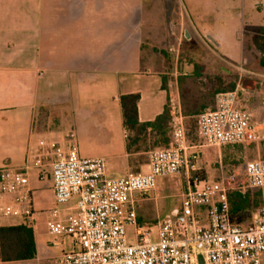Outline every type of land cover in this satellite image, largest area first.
I'll return each instance as SVG.
<instances>
[{
  "label": "crops",
  "instance_id": "1",
  "mask_svg": "<svg viewBox=\"0 0 264 264\" xmlns=\"http://www.w3.org/2000/svg\"><path fill=\"white\" fill-rule=\"evenodd\" d=\"M180 1L182 10L170 0H0V168L24 172L29 189V201L18 204L0 193V226L24 224L30 206L36 248L32 259L0 264H60L62 253L76 249L75 238L54 236L45 225L46 212L57 207L50 163L58 152L75 146L82 158H103L107 175L119 178L145 171L148 152L169 144L170 119L137 136L126 128L123 95H139L142 124L169 112L176 96L199 173L210 181L243 174L236 151L249 144L200 146L196 116L214 106L217 93L242 89L229 73L233 65L244 70L247 37L253 45L264 27V0H244L243 13L226 3L213 11ZM259 88L260 102L238 99L263 134L264 79ZM183 187L181 176L169 175L134 195L138 225L155 226L180 208ZM75 202L59 205L60 216L73 213Z\"/></svg>",
  "mask_w": 264,
  "mask_h": 264
},
{
  "label": "built area",
  "instance_id": "2",
  "mask_svg": "<svg viewBox=\"0 0 264 264\" xmlns=\"http://www.w3.org/2000/svg\"><path fill=\"white\" fill-rule=\"evenodd\" d=\"M169 112L171 140L148 152L145 171L113 178L107 175L103 158H82L75 146L56 154L50 174L57 207L46 212L45 225L50 234L76 241L75 250L61 254L60 264H264V158L246 161L242 175L230 171L210 181L199 173L197 153L188 152L176 96L169 98ZM196 129L203 147L264 140L236 90L217 93L214 106L196 116ZM40 164L37 159L35 165ZM169 175L183 178L180 208L155 226H139L134 195L153 191L157 179ZM27 185L24 172L0 168V193L13 194L15 204L29 201ZM251 189L260 191L261 203L242 227L231 221L228 194L244 195ZM72 199L74 212L61 217L59 205ZM23 212L24 224L31 226V207Z\"/></svg>",
  "mask_w": 264,
  "mask_h": 264
},
{
  "label": "trees",
  "instance_id": "3",
  "mask_svg": "<svg viewBox=\"0 0 264 264\" xmlns=\"http://www.w3.org/2000/svg\"><path fill=\"white\" fill-rule=\"evenodd\" d=\"M252 44L259 52V64L264 68V27H260L252 36ZM138 94H127L121 97L122 114L126 128L134 135H139L142 131L161 121L164 123L170 119L168 109L151 123H139L137 117ZM160 126H158V131ZM229 212L231 221L240 226H246L249 223L251 214L260 203L261 196L258 191H248L244 195L236 191L228 194ZM36 255V248L32 230L24 224L15 226H0V262L13 260H29Z\"/></svg>",
  "mask_w": 264,
  "mask_h": 264
},
{
  "label": "rangeland",
  "instance_id": "4",
  "mask_svg": "<svg viewBox=\"0 0 264 264\" xmlns=\"http://www.w3.org/2000/svg\"><path fill=\"white\" fill-rule=\"evenodd\" d=\"M183 1L185 2L186 0ZM198 1L200 2V5L204 7H211L213 11H216V9L219 10L226 3V5L231 4L235 10L236 8H239L240 13L241 12L243 13L244 0H198ZM170 7L172 9H179V10L183 9L180 0H170ZM240 32L243 33V30H240ZM247 41L249 43L247 50L248 58L247 61L245 63H242L241 65L243 66L244 70H241L235 67V65H233L232 73H229L230 75L229 79L233 80L234 82L238 80L240 81L241 83L240 86H242V89L238 88L239 97L241 99L244 98L245 101H248L254 105L260 102V97L258 96L260 94L259 81L264 79L262 75L264 73V70L263 67H261L258 62V53L253 47V45H251L250 39H248V37H247ZM229 79L227 78V80ZM263 141L264 140H260L256 143H251L247 145L245 148H240L236 151L239 156V159L237 160L239 164L238 165L239 170L242 169V167L244 166L247 160L255 159L261 154L262 151L264 152ZM256 144L258 145L256 146ZM249 191H255V190L251 189ZM126 232H127V237L131 238L132 230L128 227ZM154 238L155 236H153V239ZM262 260L264 263V254L262 255Z\"/></svg>",
  "mask_w": 264,
  "mask_h": 264
}]
</instances>
